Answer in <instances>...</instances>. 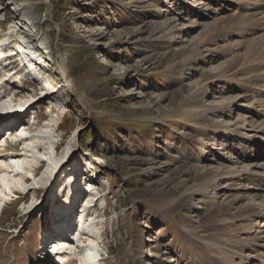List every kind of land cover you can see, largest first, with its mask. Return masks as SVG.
Instances as JSON below:
<instances>
[{"label": "rangeland", "instance_id": "rangeland-1", "mask_svg": "<svg viewBox=\"0 0 264 264\" xmlns=\"http://www.w3.org/2000/svg\"><path fill=\"white\" fill-rule=\"evenodd\" d=\"M23 1L38 12L32 21L0 0V43L40 71L0 72V94L8 78L24 89L0 101V264H215L206 242L225 240L244 252L237 263L264 264V213L238 216L264 203V131L242 98L259 86L232 74L206 79L235 55L226 45L240 43L236 31L201 42L205 25L235 14L237 0ZM42 87L57 101L38 100ZM21 116L22 127L9 130ZM39 159L61 166L45 191ZM232 165L247 172L233 175ZM11 176L31 188L26 199L9 191ZM66 209L67 220L58 215ZM58 238L67 243L62 260L51 256Z\"/></svg>", "mask_w": 264, "mask_h": 264}, {"label": "bare ground", "instance_id": "bare-ground-1", "mask_svg": "<svg viewBox=\"0 0 264 264\" xmlns=\"http://www.w3.org/2000/svg\"><path fill=\"white\" fill-rule=\"evenodd\" d=\"M12 1H13L14 5L19 6L21 14H23V15L25 14L27 16V20L28 21H32V19L37 17L38 12L33 7H31V8L26 7V5H24V3H23L24 2L23 0H12ZM237 3L239 4V7H238L237 11L235 12V14L231 13V14H228L226 16V19L228 18L227 22H226V19L223 20V21L219 19V21H215L211 25V27L205 25V28H204L205 30L203 31V33H201L203 35L202 39H201V42H203V41H207V42L216 41L217 39H215V36H216L215 32L217 33V36L219 38L220 37L226 38V36L231 35L232 33H235V31L240 36V39H239L240 43L238 42L239 44H237L236 46H232L230 44L226 45V46L230 47L229 49H231V51H235L234 52L235 55L233 57H231L230 59H227V61L225 62V65H224L225 68H223V71L219 72L217 74L210 75V76L206 77V79H208V78H212V79L213 78L214 79L215 78H228V77H230L229 75L232 74L231 77L234 80H239V79L243 80V79H245L246 81L245 80L244 81L247 84L255 83V85L259 86L258 89L261 88V90H264V0H237ZM217 29H218V32L216 31ZM219 33H221V34H219ZM26 36L29 37L28 35H26ZM34 41L35 40L33 39L32 42H34ZM6 44H7L6 47L9 48L8 47L9 43L6 42ZM241 46H243V48ZM4 50H5L4 48L3 49L1 48L0 56L3 55ZM189 53H191V52H189ZM12 54H13V57L16 58V62L17 61L19 62L20 59H22V61H24V57L21 56V54L19 55V53H16L14 51L12 52ZM62 55H63V60H62L63 67H61V69L63 70L62 73H63L64 79L66 78L64 81H65V83L70 84V78H69V75H68L67 70H66V68H67L66 64H67V60H68L67 52L63 51ZM33 61L35 62V60H32V62ZM35 63H37V62H35ZM38 65L39 64L34 65L31 68L32 71H37L39 69ZM41 65L42 64H40V66ZM42 66L44 67L45 65H42ZM23 67H21V69ZM5 69H7V68L4 67V68L0 69V72L4 73ZM19 71H17L16 73H18ZM39 71H40V69H39ZM244 72H245V74H244ZM46 73L47 72L43 71V74H46ZM233 74H235V75H233ZM10 80L11 79L8 78L3 83V87H5V93L4 94H0V101H3V99L6 97V95H11V94L13 95L14 99H17L22 94V90H24V89L21 90V89H17V88H11L10 86H8V82ZM23 84L25 85L26 82H23ZM42 84L43 83L41 82V85ZM24 85H23V87H25ZM35 87L36 88H41V86L38 87L36 85H35ZM75 87H76V89L78 91L81 90V89L78 88L77 85H75ZM258 89H255V90L251 89L249 91L244 92L242 98H243V102L244 101L247 102V104H248L247 106L250 109V111H253V112L259 111L260 112V114H259L260 115V122L258 123L257 128H259V131H264V97L260 96V94L257 95V93L255 91H257ZM79 93H80V95H82V96H80V98L84 101V103H86V101H89L90 103H92V100L84 92L79 91ZM37 99L38 100H42L41 102H47V105H49L51 103V101H49L50 99L57 101V98L54 97V93H52V91H50L49 89L43 88V87H42V92L40 94H38V98ZM31 100H32V98H31ZM54 107H55V105H52L51 109H53ZM214 108H215V106L209 108V110L210 109H214ZM192 109L176 110L175 113H178V112H183L184 113L185 111L186 112H188V111H196V110H192ZM25 113H28V112H25ZM245 118L247 119V116H245ZM24 119L25 118L23 116H21L19 119H14L12 121V123H11L12 125H11L9 130H11L13 132H17L18 130H14V129L16 128V126H17V129L22 127L21 126V121H23ZM56 126H58L57 119H55V127ZM245 135H248V134L245 133ZM63 145H64L63 143L56 144V150L59 151V149L62 148ZM36 147L38 149H42V148H44V150L46 149L45 145H42V143H37ZM17 156H19V154H17ZM17 156H15L14 159ZM39 161H40L39 166L35 169V172H37L40 169H44L43 170L44 173H46L47 175L51 176V178L49 176V178L48 179L46 178L45 179L46 181H44V183H42V187H43L42 189L45 191V189H47L49 183L53 180L54 173H55V170H56L55 168L60 169L61 166H58V167L54 166L52 169H50L49 167L46 168L47 160L39 159ZM76 165H77V162H76ZM6 166H8L12 170V173H14L15 176L19 174L18 168H16L17 165H14L12 163H9V164L7 163ZM93 166H91V169L94 168ZM255 166L261 167L258 164H256ZM234 168L235 167L233 165L230 167V169H231L230 173H232L233 175H242L243 173H246L247 169H248L247 168V169H242V170H238V171L236 170L235 171ZM72 169H73V167H72ZM211 172L214 173V178H216V176L218 177L219 175H222V174H220L222 172L221 169L220 170L218 169L216 171H211ZM79 174L82 175V174H85V173L81 172ZM15 176H13V177L11 176L12 179L10 180V178H9V182L7 181L8 186H9V191L12 192V193L13 192L14 193L21 192V194H23L22 198L26 199V196H28L29 193L32 190H31V188H25V187L22 189V185L20 186L18 183H16L15 178H14ZM60 176L61 175H59V177ZM59 177L57 178L58 183L61 181V178H59ZM89 179L91 181L93 180L92 178H89ZM210 179L213 180V178H210ZM210 179L207 178V180H205L202 183L203 184H207L210 181ZM29 180L30 179L26 177L25 181L23 182V184H25L26 181H29ZM5 181L6 180H4V181L0 180V185L1 186L5 185L6 184V183H4ZM55 183H56V181H55ZM60 185L61 184H57L56 191L58 190ZM67 186H68V184L66 186L62 184V189H64L66 192H68V187ZM79 186H81V185H79ZM82 189L83 190L86 189L85 191H91L92 188H90V184H86V185H84V187H82ZM160 193H163V192H160ZM82 195H83V192L80 194V197ZM78 198L79 197L77 196V199L75 201L76 205H78V203H76L79 200ZM91 198L95 199V198H93V196ZM158 199H160L162 201V203H164V202L168 203L169 202L167 199H164V198H160L159 197ZM181 200L183 201L184 198H182ZM255 204L256 203L248 204V206L250 207L248 211H250V212H248V211H247V213L244 212V214L246 213L247 215L245 214V215H238V216L246 218V220L248 219V217L254 216V214H257L258 216H261L264 213L263 212L264 203L262 202L261 206L259 208H257V206ZM90 208H93V204L90 206ZM227 209H225V212H226ZM28 212H32V209L28 210ZM58 215L62 216V219L67 220V218H68L67 217L68 216V209H66L64 212L58 213ZM64 215L65 216L67 215V216L65 217ZM74 218H75V220H78L77 216H74ZM228 219H229V217L228 218L227 217L226 218L223 217L222 220H227L228 221ZM62 224H66V227L69 230L72 227V225H70V223L68 224V223L63 222ZM84 224H85V222H84ZM63 227H65V226L63 225ZM77 227H76V229H77ZM83 227H84V225H82V228ZM59 229H61V228L59 227ZM62 230H63V228H62ZM69 236H70V234H69ZM53 243H54V248L53 249H56L55 247L58 246L59 244H61L63 248L65 246H67L65 238H58ZM206 243L209 244L210 247L211 246H213V247L215 246L212 249V254H213L214 258L217 259V262H218V263L214 262L215 264H239V263L236 262V260L240 259L241 257H243L244 252L242 250L235 249L234 248L235 245L234 246H232V245L230 246L229 245L227 247L226 246L224 247V245H227L226 244L227 243L226 240L224 242H219V243H213V241H211V242L207 241ZM233 243L238 245V243H236L235 240H234ZM46 247H47V242H43L42 250L45 249ZM63 248L59 247L60 250L58 251L59 253H57L58 255L57 254H53V255L51 254V256H53V257L56 256V257H58V258H60L62 260L63 256H66V253L63 251L64 250ZM226 250H227V252H225ZM228 251L230 253H228ZM211 257H212V255H211ZM100 260H101V257L99 258V261ZM96 262H97V260L93 261L92 263L93 264H97ZM45 264H51V263L50 262H45Z\"/></svg>", "mask_w": 264, "mask_h": 264}, {"label": "trees", "instance_id": "trees-1", "mask_svg": "<svg viewBox=\"0 0 264 264\" xmlns=\"http://www.w3.org/2000/svg\"><path fill=\"white\" fill-rule=\"evenodd\" d=\"M132 127V126H131ZM132 129H134V127H132Z\"/></svg>", "mask_w": 264, "mask_h": 264}]
</instances>
